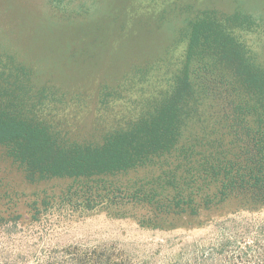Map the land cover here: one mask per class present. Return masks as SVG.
Here are the masks:
<instances>
[{
  "label": "rangeland",
  "instance_id": "obj_1",
  "mask_svg": "<svg viewBox=\"0 0 264 264\" xmlns=\"http://www.w3.org/2000/svg\"><path fill=\"white\" fill-rule=\"evenodd\" d=\"M207 8L240 10L260 22L237 33L264 68V0H0V51L30 66L37 86L64 93L46 108L59 138L101 143L153 113L170 94L185 62L189 22ZM199 74L192 75L196 87L204 80ZM197 96L177 147L124 172L31 182L0 145V210L20 216L13 237L52 252L108 244L139 264H191L193 245L215 235L213 222L230 216L264 221L263 205L248 210L234 196L204 208L220 183L199 164L214 162L212 154L233 158L247 137L234 120L240 99L232 84L211 83ZM253 120L248 117L254 126ZM89 196L102 203L83 207ZM188 197L199 206L195 216L158 206ZM44 198L53 206L37 220L34 202L43 209ZM143 218L152 223L141 225Z\"/></svg>",
  "mask_w": 264,
  "mask_h": 264
},
{
  "label": "trees",
  "instance_id": "obj_2",
  "mask_svg": "<svg viewBox=\"0 0 264 264\" xmlns=\"http://www.w3.org/2000/svg\"><path fill=\"white\" fill-rule=\"evenodd\" d=\"M259 25L252 14L240 10L227 13L207 8L198 12L189 22L185 62L170 94L153 113L111 132L101 143L59 138L46 108L48 101H61L64 93L54 85L37 86L30 66L0 51V145L8 147L9 156L23 167L31 182L124 172L173 151L186 119L197 111L198 92L206 93L214 82L228 83L240 99L233 108L234 120L247 141L233 158L212 154L214 162L199 164L204 166L206 177L220 183L212 197L204 198V208L232 196L243 201L248 210L264 206V68L237 33ZM198 72L204 78L200 90L192 77ZM250 116L254 117V126L248 123ZM91 196L83 201V207L94 209L102 203ZM41 204L43 209L34 202L37 220L53 206L50 198H44ZM158 206L175 214L199 213L192 197ZM19 219V214L5 215L0 210V264H139L116 245L90 248L70 244L54 253L34 249L35 243L13 237ZM151 221L143 218L140 223ZM213 226L214 236L193 245L191 264H264V221L230 216L213 222Z\"/></svg>",
  "mask_w": 264,
  "mask_h": 264
}]
</instances>
